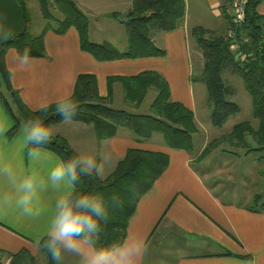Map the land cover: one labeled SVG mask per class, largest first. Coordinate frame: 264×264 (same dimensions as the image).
Returning <instances> with one entry per match:
<instances>
[{
	"label": "crops",
	"instance_id": "obj_1",
	"mask_svg": "<svg viewBox=\"0 0 264 264\" xmlns=\"http://www.w3.org/2000/svg\"><path fill=\"white\" fill-rule=\"evenodd\" d=\"M74 1L87 16L89 28L92 16L100 21L102 18H110L108 14L111 12L119 13L118 20L107 22V19H102L103 30L114 29L118 26L116 23L125 28L122 21L126 20L125 14L133 6L132 0ZM185 3L186 15L176 30L151 31L154 43L166 51L163 56L102 62L81 50L79 32L75 27H71L65 34L49 30L44 36L47 57L31 58L30 66L18 71L16 80L11 81V84L19 93L23 92L27 101L26 103L23 100L25 104L30 109L37 110L43 101L52 104L63 92H73L76 79L81 73H92L97 77L99 93L102 96L107 95V79L110 76H132L143 71L160 73L170 85L172 100L182 102L194 112L199 131L193 135L192 151L169 148L160 133L140 141L126 127H118L113 138L98 140L92 125L75 121L70 124L59 122L50 125L53 129L52 136L64 137L77 153L100 149L111 151L113 159L105 166L109 172L102 178L115 169L129 148L169 154L167 169L139 200L128 225V233L142 234L149 244V253L143 264H264V197L262 195V199L257 198L261 193L256 190L258 180L263 179L261 169L257 167L261 166L264 159L256 157L260 163L255 168L248 169V157L256 152L250 151V148H242L241 145L232 147L229 143H223L204 159L198 160L202 150L212 139L231 133L235 124L243 121L252 124L258 122L254 117L239 119L231 128H227L228 131H221L209 138L202 135L204 130L200 128L202 123L206 124L207 129L211 128L203 120L207 114L211 122V112L206 101L207 88L202 82L193 81V77L202 72L204 60L196 41L194 54L188 53V41L193 37L192 29L195 26L228 35L229 24L222 14V7L227 6L230 13L231 4L227 0H185ZM259 12L264 15V2L259 6ZM103 42L113 44L111 40L97 43ZM127 45L128 41L125 48ZM16 54L15 48H7L5 57L9 67L13 66ZM121 87L119 82L113 86L112 107H119L116 102L121 100L124 105L131 106L132 111H137L135 113H150L151 104L145 109L149 112H138L145 98L139 106L128 103L124 98L123 87L122 93L119 91ZM243 97L248 112L252 113L251 96ZM237 103L240 105V114L243 106L238 101ZM0 121L8 129L0 137V145L12 146L23 159L25 148L22 145V125L19 132L9 136L8 132L13 128L14 120L1 106ZM228 122L229 120L223 126ZM197 138L200 140L198 146ZM247 141L253 144L251 137H247ZM42 150L51 158L50 164L61 160L52 151L45 148ZM243 161L246 162L245 170L240 171ZM251 188L252 191L249 192ZM239 189L248 190L247 196L245 197V193L239 196ZM55 197L56 193L46 194L44 209L36 219L23 217L15 211L0 214L2 264H10L11 255L22 249L28 250L35 258L34 262L27 260L24 264L48 263L47 256L40 248V241L45 236ZM68 264L72 262L69 260Z\"/></svg>",
	"mask_w": 264,
	"mask_h": 264
},
{
	"label": "trees",
	"instance_id": "obj_2",
	"mask_svg": "<svg viewBox=\"0 0 264 264\" xmlns=\"http://www.w3.org/2000/svg\"><path fill=\"white\" fill-rule=\"evenodd\" d=\"M17 1L24 11L27 31L6 43H0V73L4 79L3 83L0 81V103L14 120L9 136L19 132L22 123L28 119H42L48 126L62 120L54 112V103L49 104L47 112H41L39 109H30L21 99L19 91L7 79L4 64L7 48L13 47L17 53H22L27 48L31 58L47 57L44 40L46 32L52 30L57 34H65L71 27H75L79 32L81 50L93 55L98 61L163 56L166 51L154 43L151 31L176 30L186 15L185 0H132L133 6L125 14L126 20L122 21L128 45L125 50H120L109 42L90 41L89 20L74 0H38L47 25L40 35L31 36L28 30L31 17L26 0ZM227 1L231 4V0ZM263 2L264 0H248L245 20L240 25L232 21L227 6L222 7V14L233 35L217 34L202 26L192 29V36L204 60L202 72L193 77V81L202 82L207 88L212 125L222 127L240 112L239 104L232 100L235 92L226 86L223 72H230L242 79L252 99L253 117L258 121L257 127L249 121L240 122L233 126L231 133L212 139L199 155V161L223 143H229L232 147L241 145L256 153L264 152V15L259 12V6ZM53 8L59 16L54 13ZM108 16L115 20L120 17L117 12H111ZM235 43L239 45L236 50L232 48ZM116 82L121 83L125 100L135 106L141 104L150 89H156L157 95L151 104L150 113H132L112 107L113 86ZM3 85L6 94L1 92ZM73 94L79 105L78 114L73 121L92 125L98 140L113 138L118 127H126L140 141L160 133L169 148L193 150V135L199 131L194 112L182 102L172 100L168 81L156 71H143L132 76H110L105 96L100 95L94 74L81 73L76 79ZM247 137H251L253 144L247 141ZM42 148L52 151L60 159H67L77 153L60 135L52 136ZM259 158L264 159V155ZM168 165L169 154L166 152L129 148L105 178L92 176L81 179L77 192H98L108 199L116 195L122 200L119 208L111 210L110 221L104 226L101 236V245L110 244L128 234L129 221L136 212L139 200L154 186ZM261 174L264 176L263 169ZM132 186L141 194L137 199L130 198L128 189ZM257 198L262 199V194ZM262 206L264 207V202ZM43 239L44 237L40 245ZM47 258V264H54L50 257ZM1 259L2 255L0 264ZM34 259L28 250L22 249L11 255L10 264H24L27 260L34 262Z\"/></svg>",
	"mask_w": 264,
	"mask_h": 264
},
{
	"label": "clouds",
	"instance_id": "obj_3",
	"mask_svg": "<svg viewBox=\"0 0 264 264\" xmlns=\"http://www.w3.org/2000/svg\"><path fill=\"white\" fill-rule=\"evenodd\" d=\"M14 34L7 16L0 13V43ZM4 64L7 79L14 82L17 72L31 64L29 49L14 56L12 67L8 66L7 57ZM20 96L25 100L23 92ZM54 105L55 114L65 124L72 123L78 114L79 105L71 90L57 96ZM49 107V102L43 101L39 111L47 112ZM7 130L6 124L0 121V137ZM52 135L53 129L42 119H28L22 124L23 159L12 146L0 145V214L15 211L23 217L39 218L46 194L56 193L40 245L43 254L54 264H68L69 260L72 264H143L149 244L140 233L129 232L110 244L100 243L111 210L122 205L120 197L113 195L108 199L98 192L81 194L76 190L83 177H103L113 153L105 149L80 151L50 164L51 158L42 146ZM128 191L131 199L141 195L135 186Z\"/></svg>",
	"mask_w": 264,
	"mask_h": 264
},
{
	"label": "rangeland",
	"instance_id": "obj_4",
	"mask_svg": "<svg viewBox=\"0 0 264 264\" xmlns=\"http://www.w3.org/2000/svg\"><path fill=\"white\" fill-rule=\"evenodd\" d=\"M26 4H27V7H28V10H29V16L31 17L30 21H29V33L31 36H38L42 33V30L43 28L47 25V20H45L42 16V12H41V8H40V4H39V1L38 0H26ZM53 11L54 13L59 16L57 10L55 8H53ZM96 18L95 17H91L90 19V28H89V33H90V39L92 41H101V40H111L113 41V44L118 47L119 49H124L125 48V43L127 42L126 40V31H125V28L120 25L119 23H116L118 26L114 27V29H109V30H103L101 28V26L103 25V22H102V19H107L105 21L107 22H110V21H114L113 19H110V18H102L100 19V21H96L95 20ZM159 38V37H158ZM126 49V48H125ZM124 49V50H125ZM195 49H196V45H195V40H194V37H191L188 41V53L191 55V54H194L195 52ZM223 79H224V82L226 84V86H228L230 89L232 88L235 92L234 94V97L232 100H236L235 102H239L243 108L241 109V113L240 114H237L236 116L232 117L229 119V122L223 126L222 128H219V127H216L214 125H212V123L210 122L209 120V116L206 114V117L205 119H203L204 121L208 122L209 123V126L211 128H206V124L202 123V122H199V124H201V127L204 132H203V136L209 138V137H214L216 135H218L221 131H226L227 128H231V125L233 123H236L239 119H252V113L248 112L247 110V107H246V103H245V100H244V97L243 95H246L249 97V93L246 91L245 87H244V83L242 81L241 78L237 77V76H234L232 75L230 72H223ZM3 77L0 73V81L3 83ZM156 89L152 88L149 90L147 96L145 97V100L143 101V105L142 107L139 109L138 112H141V113H144V112H149V111H145V109L149 106V104H152V101H153V98L154 96L156 95ZM120 93H122V87L120 88ZM1 92H4L6 94V90H5V86L3 85L2 88H1ZM124 94V93H123ZM251 100V99H249ZM207 101V104H208V100L206 99ZM120 105H123L120 106ZM0 106L5 109V107L2 105V103H0ZM116 106H119L117 108H122V109H125L127 111H130V112H137V111H132L133 109L131 108V106H129L128 104H123L121 102V100H118L116 102ZM240 106V105H239ZM5 111H7L5 109ZM209 111V110H208ZM201 118H203V116H201ZM257 121V120H256ZM254 127H257L258 125V122H253L252 124ZM206 126V127H205ZM201 129V131H202ZM229 130V129H228ZM227 130V131H228ZM195 142V141H194ZM252 142V141H251ZM200 144V140L199 138L196 139V146H198ZM261 155H264V152H261V153H256V154H252L248 157L249 159V162L247 163V168L250 169V168H255L259 163L260 161L257 159L258 157H260ZM257 157V158H256ZM245 160V159H244ZM246 166V162L243 161L242 163V166L240 169V171H243L245 170ZM238 168V166H237ZM258 169H263L264 170V160H262L261 162V166H258L257 167ZM107 167L105 168V173L103 176H105V174H108L107 172ZM260 170V171H261ZM259 171V173H260ZM247 172V171H245ZM261 176L263 177V179L261 180H258L257 184H256V190H258V192H260L263 197H264V176L261 174ZM243 189H239L238 193L240 194L239 196H242L243 193H245V197L247 196V191ZM252 191V188L249 192ZM32 254V253H31ZM33 255V254H32Z\"/></svg>",
	"mask_w": 264,
	"mask_h": 264
},
{
	"label": "water",
	"instance_id": "obj_5",
	"mask_svg": "<svg viewBox=\"0 0 264 264\" xmlns=\"http://www.w3.org/2000/svg\"><path fill=\"white\" fill-rule=\"evenodd\" d=\"M0 13L5 14L7 16L8 23L14 27V36L22 35L27 31L24 11L17 0H0ZM11 39L2 43H6Z\"/></svg>",
	"mask_w": 264,
	"mask_h": 264
},
{
	"label": "built area",
	"instance_id": "obj_6",
	"mask_svg": "<svg viewBox=\"0 0 264 264\" xmlns=\"http://www.w3.org/2000/svg\"><path fill=\"white\" fill-rule=\"evenodd\" d=\"M248 0H231V15L232 21L236 25H240L245 20V12ZM229 35H233V32L229 31ZM239 45L237 43L232 45L234 50L238 49Z\"/></svg>",
	"mask_w": 264,
	"mask_h": 264
}]
</instances>
